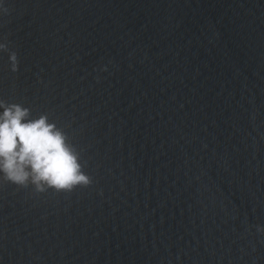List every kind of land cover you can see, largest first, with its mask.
<instances>
[{
	"label": "water",
	"instance_id": "95a60500",
	"mask_svg": "<svg viewBox=\"0 0 264 264\" xmlns=\"http://www.w3.org/2000/svg\"><path fill=\"white\" fill-rule=\"evenodd\" d=\"M0 42L93 181L0 175V264H264V0H3Z\"/></svg>",
	"mask_w": 264,
	"mask_h": 264
},
{
	"label": "clouds",
	"instance_id": "9594fccd",
	"mask_svg": "<svg viewBox=\"0 0 264 264\" xmlns=\"http://www.w3.org/2000/svg\"><path fill=\"white\" fill-rule=\"evenodd\" d=\"M7 11L2 9L3 13ZM8 51V44L0 42V52ZM9 58L11 70L19 71L17 53L11 52ZM0 175L20 186L31 183L37 192L72 191L93 183L82 171L66 134L47 116L33 119L30 109L3 101H0ZM258 231L264 232V227L258 226Z\"/></svg>",
	"mask_w": 264,
	"mask_h": 264
}]
</instances>
